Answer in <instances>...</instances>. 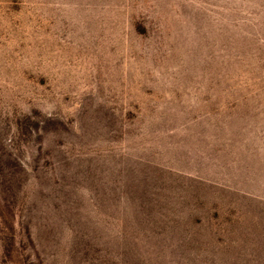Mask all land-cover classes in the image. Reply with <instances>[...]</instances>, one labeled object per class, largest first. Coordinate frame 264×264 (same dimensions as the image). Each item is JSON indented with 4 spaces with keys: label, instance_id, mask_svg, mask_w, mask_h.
<instances>
[{
    "label": "rangeland",
    "instance_id": "rangeland-1",
    "mask_svg": "<svg viewBox=\"0 0 264 264\" xmlns=\"http://www.w3.org/2000/svg\"><path fill=\"white\" fill-rule=\"evenodd\" d=\"M0 264H264V0H0Z\"/></svg>",
    "mask_w": 264,
    "mask_h": 264
}]
</instances>
